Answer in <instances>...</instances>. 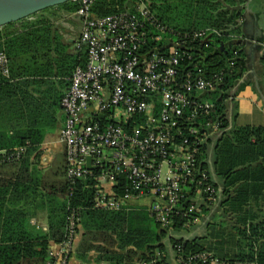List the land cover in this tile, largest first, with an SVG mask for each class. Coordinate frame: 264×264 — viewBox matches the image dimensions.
<instances>
[{
	"label": "built area",
	"instance_id": "obj_1",
	"mask_svg": "<svg viewBox=\"0 0 264 264\" xmlns=\"http://www.w3.org/2000/svg\"><path fill=\"white\" fill-rule=\"evenodd\" d=\"M96 1L79 0L76 48L85 50L87 60L73 70L61 99L69 189H81L95 209L144 207L169 239H183L221 205L223 188L210 151L224 122L211 97L217 92L225 104L224 85L237 67L227 58L208 72L194 62L196 43L208 48L207 40L221 34L216 28L174 30L143 0L133 2L132 10L100 15L93 10ZM0 73L10 76L4 50ZM29 145L0 149V163L22 160ZM82 208L68 206L65 237L50 249L46 264H68ZM162 255L158 250L152 262ZM176 260L249 264L180 246Z\"/></svg>",
	"mask_w": 264,
	"mask_h": 264
},
{
	"label": "trees",
	"instance_id": "obj_2",
	"mask_svg": "<svg viewBox=\"0 0 264 264\" xmlns=\"http://www.w3.org/2000/svg\"><path fill=\"white\" fill-rule=\"evenodd\" d=\"M137 0H97L93 10L100 14H110L129 8L130 2ZM151 10L168 26L177 31H190L205 27L220 29L221 34L212 35L205 48L201 41L196 43L198 52L194 62L208 72L226 65L227 58L234 56L237 46L227 41L232 40V32L240 31L239 23L244 10L250 0H143ZM249 2V5H248ZM67 11H77L79 1L73 0L63 5ZM132 10V6L130 7ZM19 24L20 29L8 32L10 28ZM224 29H229L226 32ZM224 30V31H222ZM52 37L51 21L47 18L21 21L5 25L0 30V51L6 50L7 55L14 59L24 53L29 44L41 42L47 44ZM220 43H224V51H219ZM201 47V48H200ZM264 59V57H263ZM87 55L85 50H78L74 56H68V70L70 77L78 65H85ZM235 67L242 66L243 61L234 62ZM233 77H228L224 89L233 87ZM8 84V79L0 73V85ZM226 96V95H225ZM216 100L217 112L223 114V132L214 143L210 155L213 162L215 176L222 180L225 194L223 204L225 215H231L229 226L215 223L209 236L220 243H231L236 247L234 253H218L212 245L206 246L196 239H170L173 248L180 246L185 252L211 250L217 255L229 259H237L252 264H264V210L257 209L264 201V126H237L234 118L237 114L236 106H232V116L224 113L225 104L219 99L218 93L212 94ZM26 144V140L18 143L0 145V149H10ZM35 145L31 142L24 157ZM20 161H24V158ZM19 162V161H18ZM15 163V162H13ZM10 164V163H8ZM66 175V172H65ZM216 180V179H215ZM20 181L0 179V185L18 186ZM217 184V183H216ZM57 189H55V188ZM53 194L63 195L64 200L57 204L54 199L50 232L43 235H31L24 215L17 211L8 215L3 225L1 242L11 243V254L0 256V264H46L50 249L49 240L62 241L65 237L68 206H83L79 229L84 231L81 248L84 251L97 250L105 256L115 259L117 263L133 264L145 261L148 264H168L166 246L162 241L166 232L159 227L153 232L148 224V217L136 211H111L95 209L81 189L71 191L66 177L65 183L59 187L54 185ZM59 188V189H58ZM59 191V192H58ZM73 195H72V194ZM90 196V195H88ZM256 208V209H255ZM25 214V211L21 212ZM211 223H209V226ZM228 228H231L229 231ZM218 247V246H217ZM163 255L156 258V252Z\"/></svg>",
	"mask_w": 264,
	"mask_h": 264
},
{
	"label": "crops",
	"instance_id": "obj_3",
	"mask_svg": "<svg viewBox=\"0 0 264 264\" xmlns=\"http://www.w3.org/2000/svg\"><path fill=\"white\" fill-rule=\"evenodd\" d=\"M256 7L258 9L264 7V0ZM76 12L74 11V16L79 17ZM46 15L36 13L34 20L47 18L51 21L52 37L48 46L44 42L29 44L23 54L14 59L8 56L10 76L6 77L2 74L8 79V84L0 85V145L18 143L25 139L26 143L32 142L35 146L24 157V161L0 163V179L20 181L17 187L0 185V256L11 254L13 251L10 247L11 243L1 242L4 221L8 215L17 211L20 215H24L31 235L48 234L50 223L54 218H52L54 199L57 198V204L64 200L62 194L58 193L56 198L53 194L54 185L59 187L66 181V152L60 140V132L65 122L61 99L70 85L68 56H75L78 52L76 40L81 31V19L79 17V30H75L69 20L63 21L55 16ZM258 23L264 28L262 16ZM15 28L20 29L18 23L8 29V32ZM242 56L245 57L243 67L239 66L237 69L242 68L246 73L245 82L233 100H226L224 113L229 118L232 116V106H236L235 125L264 126V59L256 49L250 50L246 55L239 51L236 57ZM234 76L233 84L239 79ZM58 156H61V160L56 162ZM54 169L56 175L52 172ZM60 176L61 179L58 178ZM215 179L222 187V180L217 176ZM224 197L223 191L220 207L209 214L202 224L190 232H185L186 237L183 239L197 238L206 246L212 245L214 251L218 253L235 252L236 247L231 243L222 244L220 240L215 241L209 236L215 223L229 226L234 221L231 215H225ZM256 208L264 210V201ZM141 209L146 210L144 207H138L127 211ZM23 211L25 214L21 213ZM228 230L230 231L231 228ZM83 238L84 231L80 228L68 264H122L105 256L103 252L84 251L81 248ZM164 238L170 241L167 236ZM162 241L166 246L167 258L166 243L168 242L164 239ZM58 242L60 241L50 239V249ZM168 246L173 250V245L169 243ZM174 257L176 260V253ZM167 263L170 264L168 259ZM133 264H140V261Z\"/></svg>",
	"mask_w": 264,
	"mask_h": 264
},
{
	"label": "water",
	"instance_id": "obj_4",
	"mask_svg": "<svg viewBox=\"0 0 264 264\" xmlns=\"http://www.w3.org/2000/svg\"><path fill=\"white\" fill-rule=\"evenodd\" d=\"M73 0H0V27L15 23L30 16L44 11L48 8L57 7ZM253 0H250L251 3ZM248 2V5H249ZM261 10L249 8L244 10L243 18L240 20L239 27L241 34L232 35V40L227 41V44L232 43L238 47V50L248 54L250 50L256 49L262 55L264 49V28L259 26V18ZM219 51H224V43H220ZM232 62L245 61V57H233L230 59ZM235 75L239 78L234 81L233 87L225 91L223 95L229 96L228 101L234 99L238 90L241 89L245 80L246 73L242 68L237 69ZM226 103V102H225ZM223 130L219 133L216 141L221 136ZM88 160L90 158L88 157ZM213 174L214 169H213Z\"/></svg>",
	"mask_w": 264,
	"mask_h": 264
},
{
	"label": "rangeland",
	"instance_id": "obj_5",
	"mask_svg": "<svg viewBox=\"0 0 264 264\" xmlns=\"http://www.w3.org/2000/svg\"><path fill=\"white\" fill-rule=\"evenodd\" d=\"M79 1V0H78ZM262 0H255V1H252L250 3V7L251 8H254L256 10H261V16L264 20V7L258 9L256 6L258 5V3H260ZM135 2V1H134ZM133 3L130 2L128 5L131 6V4ZM54 12V13H53ZM40 13H44V15H48V16H55V18H60V19H63V21L65 20H69V23L72 25L73 28H75V30H79V27H80V24H79V17L77 16H74V11H67L64 7L62 6H57V7H52V8H48ZM52 14V15H51ZM36 15V14H35ZM30 16L29 18H27L28 21H33L34 18H36V16ZM40 15V14H39ZM46 15V16H47ZM206 28V27H205ZM220 30V29H219ZM226 32H228L227 30L229 29H224ZM222 30V31H224ZM221 31V30H220ZM229 33V32H228ZM241 28H240V31L238 32H232L231 34L232 35H238V34H241ZM61 160V156H58L56 158V162H59ZM56 170L54 169L52 172L54 175H56ZM58 178H62L61 176L58 177ZM133 211V210H131ZM146 210L144 209H141V210H137L136 213H141L140 215H144L146 216V218L148 217V215L146 214L145 212ZM148 224L152 227V231L153 232H158L160 229L159 227H157L155 225V223L153 222V220L151 218L148 217ZM166 237V236H165ZM164 240H167L168 243H166L167 245V259L169 261L170 264H177V260H175V257H174V253H176V250L173 248V250L171 249V247L168 246V244L170 243L172 245V243L167 239V238H163ZM180 239V238H179Z\"/></svg>",
	"mask_w": 264,
	"mask_h": 264
},
{
	"label": "flooded vegetation",
	"instance_id": "obj_6",
	"mask_svg": "<svg viewBox=\"0 0 264 264\" xmlns=\"http://www.w3.org/2000/svg\"><path fill=\"white\" fill-rule=\"evenodd\" d=\"M236 49V48H235ZM238 49V48H237Z\"/></svg>",
	"mask_w": 264,
	"mask_h": 264
}]
</instances>
